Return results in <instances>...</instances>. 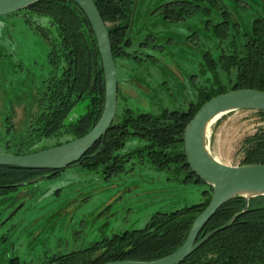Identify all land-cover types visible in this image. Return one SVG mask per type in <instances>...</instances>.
<instances>
[{"label": "rangeland", "instance_id": "374dc122", "mask_svg": "<svg viewBox=\"0 0 264 264\" xmlns=\"http://www.w3.org/2000/svg\"><path fill=\"white\" fill-rule=\"evenodd\" d=\"M170 1L174 0H140L135 28L143 34L129 51L139 49L138 41L149 45L139 58L116 60L119 110H185L198 99L202 81L193 75L200 73L204 50L212 49L217 55L219 41L208 34L205 20L209 17L203 13L180 22L164 19L162 6ZM246 1L250 7H231L249 32L261 9L257 0ZM45 24L42 18H28L23 11L0 15V153L15 152L25 141L41 110L46 80L59 71L49 61L51 44L39 29ZM147 35L152 39H146ZM222 45L227 47V41ZM86 109L87 101H81L66 122L77 120ZM259 128H264V121L257 111L228 113L210 126L209 149L224 164L244 165L245 139ZM56 140L44 139L32 149L40 151ZM146 143L130 136L119 153H132ZM188 175L189 170L176 164L158 168L133 156L109 178L102 170L75 164L12 191L0 197V264L12 258L21 264H45L54 255L85 250L116 233L142 229L157 212L198 204L210 185Z\"/></svg>", "mask_w": 264, "mask_h": 264}, {"label": "trees", "instance_id": "16d2710c", "mask_svg": "<svg viewBox=\"0 0 264 264\" xmlns=\"http://www.w3.org/2000/svg\"><path fill=\"white\" fill-rule=\"evenodd\" d=\"M108 26L113 55L116 60L139 58L145 55L146 41L135 40L143 33L135 27L140 0H94ZM229 3V2H228ZM174 0L162 6L164 19L180 22L203 13L206 29L218 39L217 55L212 49L202 52V68L198 76L197 101L185 110L163 108L158 113L134 112L131 108L117 109L107 134L89 150L77 164L90 170H102L107 178L124 168L133 156L149 164L166 168L171 164L189 170L188 178L201 179L192 172L185 155L184 131L201 106L215 96L234 89L264 91V0H257L260 14L245 32L241 21L230 12L235 7H250L246 0ZM225 6V7H224ZM228 8V9H226ZM31 18L45 21L39 27L51 44L50 63L59 68L46 80L40 99V112L30 124L24 142L13 154L37 152L34 143L55 137L61 145L87 134L100 119L106 101V81L100 51L92 26L74 0H40L22 10ZM211 15H220L214 20ZM134 34V35H133ZM146 39H152L147 35ZM227 41V47L222 43ZM231 87L228 86V84ZM87 101L86 112L77 120L67 117L81 101ZM264 121V111H257ZM227 115V114H226ZM222 116L218 121L223 119ZM130 136L146 140L132 153L121 155ZM244 165L264 164V128L245 139ZM47 149L42 147L41 150ZM52 171L0 165V197L17 191L19 185ZM58 173V172H57ZM206 198L195 205L172 212H157L142 229L127 230L95 243L93 246L66 255H54L45 264H104L116 260L153 261L177 250L186 240L198 215L210 203L213 189L204 191ZM246 207V198L235 197L224 203L206 223L199 234L223 226L233 215ZM8 264H21L17 258ZM180 264H264V195L249 200L248 210L232 225L209 238Z\"/></svg>", "mask_w": 264, "mask_h": 264}, {"label": "water", "instance_id": "95a60500", "mask_svg": "<svg viewBox=\"0 0 264 264\" xmlns=\"http://www.w3.org/2000/svg\"><path fill=\"white\" fill-rule=\"evenodd\" d=\"M38 1L40 0H0V15L22 11ZM74 1L84 11L92 26L103 63L106 101L102 115L95 126L80 138L23 155L0 153V165L61 171L78 163L107 134L114 122L118 109L119 83L108 25L94 0ZM230 14L236 19L232 12ZM240 110L264 111V91L234 89L219 94L204 103L185 128L184 149L187 162L192 172L213 189L210 203L194 221L185 242L171 254L157 260H116L104 264H180L214 234L229 228L248 210L251 198L264 195V164L230 166L217 159L208 146L210 126L222 116ZM47 176L49 175L38 177L18 187L36 183ZM238 196L246 198L244 210L233 215L223 226L199 238L204 226L216 211L224 203ZM19 208L20 206L13 214Z\"/></svg>", "mask_w": 264, "mask_h": 264}, {"label": "flooded vegetation", "instance_id": "af4514ba", "mask_svg": "<svg viewBox=\"0 0 264 264\" xmlns=\"http://www.w3.org/2000/svg\"><path fill=\"white\" fill-rule=\"evenodd\" d=\"M79 163V162H78ZM77 164V163H76ZM75 165V164H74ZM57 172H59V171H57ZM57 172H54V171H52L51 173H45V174H43L42 176H44V175H53V174H56ZM41 177V176H40ZM23 187H25V186H21V187H19V189H22ZM18 189V190H19ZM17 190V191H18Z\"/></svg>", "mask_w": 264, "mask_h": 264}]
</instances>
